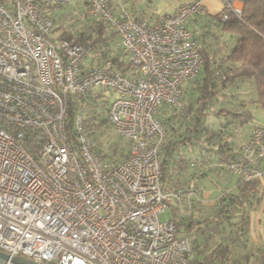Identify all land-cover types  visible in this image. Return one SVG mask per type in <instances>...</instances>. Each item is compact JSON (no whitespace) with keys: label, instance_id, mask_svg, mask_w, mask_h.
<instances>
[{"label":"built area","instance_id":"1","mask_svg":"<svg viewBox=\"0 0 264 264\" xmlns=\"http://www.w3.org/2000/svg\"><path fill=\"white\" fill-rule=\"evenodd\" d=\"M72 1L0 0V250L44 264H196L190 236L159 217L174 204L189 214L197 194L163 179L166 128L157 112L162 103L180 106L181 85L202 69L188 21L205 6L188 0L150 22L115 12L112 0H86L136 65L129 76L111 65L85 66L91 45L53 35L45 7ZM221 1L222 20L241 17V0ZM93 87L114 93L109 122L131 142L121 161L101 157L81 114L78 145L67 132L69 94ZM242 150L231 172L261 178L254 162L264 158V120L249 126Z\"/></svg>","mask_w":264,"mask_h":264},{"label":"trees","instance_id":"2","mask_svg":"<svg viewBox=\"0 0 264 264\" xmlns=\"http://www.w3.org/2000/svg\"><path fill=\"white\" fill-rule=\"evenodd\" d=\"M4 1L10 4L13 0ZM241 1L240 18L230 16L222 20L219 11L195 28L202 69L190 80L194 84L192 90L184 83L181 85L180 106L162 103L157 112L166 128L161 147L163 179L185 192L197 194L189 214L181 216L179 206H171L177 232L191 238L192 261L196 264H264V247L253 242L251 236L264 199L261 178L245 180L239 176L235 192L222 191L213 204L202 203L199 184L206 175L228 179L231 174L228 165L244 157V144L238 149L233 146L236 129L245 126L248 132L249 126L263 123L251 120V109L223 107L236 99L240 83L250 82L255 88L250 99L264 110V0ZM69 6L73 7L70 4L45 7L56 23L53 35L58 38L75 35L91 45L93 52L85 66L111 65L124 74L136 76V65L122 54L116 32L102 19L91 17L89 8L86 24L77 28L64 24ZM64 8L68 10L61 11ZM197 14L203 13L193 16ZM132 17L148 20L150 14ZM222 33L228 39L220 45ZM113 97V92L101 87L90 88L79 97L69 94L66 129L72 142L78 145L75 119L81 114L84 127L98 142L101 157L118 162L130 154L131 142L118 135L109 122L108 109ZM238 104L236 101L232 106ZM33 140L34 137L30 144L35 145ZM262 161L264 158L257 160V166L264 171Z\"/></svg>","mask_w":264,"mask_h":264},{"label":"crops","instance_id":"3","mask_svg":"<svg viewBox=\"0 0 264 264\" xmlns=\"http://www.w3.org/2000/svg\"><path fill=\"white\" fill-rule=\"evenodd\" d=\"M146 1V8L147 10H140L138 8L137 2L133 4H129L125 0H112V7L115 10V12L120 11L121 9H126L130 15L132 16H140V17H149L150 22H154L157 14L163 13V12H170L176 9L179 5L185 3L188 0H145ZM74 4V6L80 10H86L88 8V5L86 3V0H73L71 2ZM203 5L205 6V11L201 12L203 14H197L192 16V18L188 21V26L192 28H199L203 23H207L209 20L210 15L217 14L219 11L216 9V5L219 3H222L221 0H202ZM212 6L213 7L212 9ZM222 6V4H221ZM220 8V7H219ZM150 12V13H149ZM152 14V15H151ZM200 32V31H199ZM184 84L188 85V90H192L193 87V82L192 81H186ZM245 85H248V83H240V87L237 88L236 93V99L231 100L230 102L224 103L223 107H231L235 110H240L244 108L251 109L252 113V119L253 121H258L259 123H262L264 118L262 114L261 119H256L254 113H253V106H257L255 102H253L250 98L252 95L249 94L247 91ZM236 101H238L240 104L232 106ZM252 102V105H251ZM262 112L264 111L261 109ZM213 116L210 115V119H212ZM215 118V117H214ZM245 126L239 127L236 129V137L234 139V147L240 148L242 144H244L248 138V132L244 130ZM262 166L264 167V161H262ZM239 178V175L231 172L229 175L228 179L222 180L219 179L218 176L216 175H206L201 180L199 181L200 184V193H201V200L202 203L204 204H213L216 202L217 198L220 196L222 191H230V192H235V186L237 183V180ZM262 187L264 188V176L261 180ZM254 225L257 228V236L258 238L255 239L252 235V230H251V236L253 242H264V199L261 203L260 210L256 213L255 216V222ZM253 225V226H254ZM253 229V227H252ZM263 236V237H262Z\"/></svg>","mask_w":264,"mask_h":264},{"label":"rangeland","instance_id":"4","mask_svg":"<svg viewBox=\"0 0 264 264\" xmlns=\"http://www.w3.org/2000/svg\"><path fill=\"white\" fill-rule=\"evenodd\" d=\"M125 1H127L129 4H133V3L137 2L138 8H140V10H145V9L147 10V8H146V1L145 0H125ZM69 4L72 5L73 7H70L69 6L70 7L69 10L66 9V8H64V9L61 10V11L65 10V9L68 10L67 13H66V15L64 16V19H63L64 24L65 25L73 26L74 28H77V27H80V26L86 24L85 22H88L89 21V18L86 17V10L85 9L84 10H80V9L76 8L74 6V4H72V3H69ZM221 4L223 6V3H220V4L218 3L216 5V7H217L216 9L221 10L222 9ZM213 7H215V6H212V9H213ZM194 30H196V29L194 28ZM197 35H198V32H197ZM221 36H222L221 37V42L219 43L220 45L223 44V41H226L228 39V35L225 34V33H222ZM197 42L199 43V39L198 38H197ZM247 83H248V85H245V87H246L247 91L249 92V94L250 95H253L252 97H254V95H255V88H254V86H253L252 83H250V82H247ZM251 105H252V102H251ZM252 106H253L252 107L253 108V113H254L256 119H261L262 118V114H263L261 108L258 107V106H254V105H252ZM111 133L114 134V131H111ZM254 164L257 166V164H258L257 160L254 162ZM263 176L261 177V180H262ZM159 217H160V219L162 221H168L170 219H173V212L169 208V209L161 212L159 214ZM256 230H257V228L254 225L253 226V229H252V235H253V237L255 239L258 238L257 231ZM255 243L256 244H259V245H263V247H264V242H259V241L256 242L255 241Z\"/></svg>","mask_w":264,"mask_h":264},{"label":"water","instance_id":"5","mask_svg":"<svg viewBox=\"0 0 264 264\" xmlns=\"http://www.w3.org/2000/svg\"><path fill=\"white\" fill-rule=\"evenodd\" d=\"M44 264L37 261L23 258V257H10L9 254L0 250V264Z\"/></svg>","mask_w":264,"mask_h":264}]
</instances>
